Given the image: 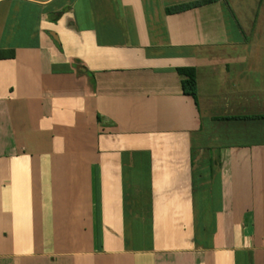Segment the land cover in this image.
<instances>
[{
  "label": "crops",
  "instance_id": "0c3cea01",
  "mask_svg": "<svg viewBox=\"0 0 264 264\" xmlns=\"http://www.w3.org/2000/svg\"><path fill=\"white\" fill-rule=\"evenodd\" d=\"M201 1L0 0V264H264V0Z\"/></svg>",
  "mask_w": 264,
  "mask_h": 264
},
{
  "label": "trees",
  "instance_id": "16d2710c",
  "mask_svg": "<svg viewBox=\"0 0 264 264\" xmlns=\"http://www.w3.org/2000/svg\"><path fill=\"white\" fill-rule=\"evenodd\" d=\"M217 0H204L201 2H196L191 5L182 6V7H175L170 10H167V13H179L182 11H185L187 9H191L194 7L204 6L208 5L210 3H213ZM233 15V13H232ZM177 74L182 79L181 85H182V91L185 96L191 97L195 103H197V83H196V72L193 68H184V69H178Z\"/></svg>",
  "mask_w": 264,
  "mask_h": 264
},
{
  "label": "rangeland",
  "instance_id": "374dc122",
  "mask_svg": "<svg viewBox=\"0 0 264 264\" xmlns=\"http://www.w3.org/2000/svg\"><path fill=\"white\" fill-rule=\"evenodd\" d=\"M225 1L228 4L233 2V0ZM259 2L260 0H234L233 6L236 9V13L238 14L242 25L249 26V24H251L256 15Z\"/></svg>",
  "mask_w": 264,
  "mask_h": 264
}]
</instances>
